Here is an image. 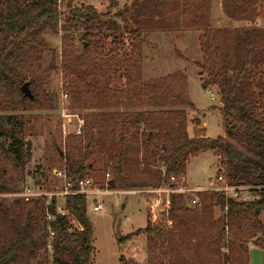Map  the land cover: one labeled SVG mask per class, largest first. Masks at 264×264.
<instances>
[{"label":"trees","instance_id":"obj_1","mask_svg":"<svg viewBox=\"0 0 264 264\" xmlns=\"http://www.w3.org/2000/svg\"><path fill=\"white\" fill-rule=\"evenodd\" d=\"M211 1L185 0L180 16L184 27L199 32L202 60L197 67L205 76L206 88L216 89L219 109L232 120L226 131L232 143L222 137L189 136L186 109L194 107L186 76L178 72L154 80L141 77L142 31L172 30L178 22L176 18L170 24L159 0H135L131 5L134 29L128 32L133 44L129 55L121 57L120 52L131 46L123 44L126 25L101 24L102 15L92 6L69 9L62 29L61 66L52 59L46 69L41 61L55 52L44 33L58 30V0H0V149H6L22 168L31 159L25 124L21 117L11 120L8 113L52 110L45 78L59 71L62 91L69 98L68 110L85 112L81 134L69 136L67 151L60 152L72 191L81 189L90 171L86 163L95 153L106 161L110 189L130 191L157 188L171 175H185L190 158L211 152L220 162L217 176L253 194L254 199L244 203L216 191L198 193L201 209L178 224L180 243L172 235L171 225L163 223L166 218L176 219L188 206L183 196L170 195V208L161 222L153 225L148 221L144 228L118 240L126 243L144 235L145 264H250L251 246L264 251V80L256 86L259 94L252 91L255 75L264 69L259 0H221L224 16L242 24L227 30L211 26ZM80 27L85 32L76 45L69 34ZM104 27L112 29L107 36L101 35L111 38L112 47L102 56L103 47L99 44L92 50L90 44L93 31ZM121 72L122 86L114 87V76ZM24 83H28L32 99L23 97L20 89ZM5 188L0 182V195L8 194ZM62 199L68 215L47 222L42 202L14 199L7 203L0 198V264H33L42 252L46 258L41 264H91L93 232L86 215L87 198L79 194ZM55 206L56 199L47 206L52 215ZM216 207L222 213L215 218ZM186 251L190 258L185 257ZM119 262L136 264L123 257Z\"/></svg>","mask_w":264,"mask_h":264},{"label":"rangeland","instance_id":"obj_2","mask_svg":"<svg viewBox=\"0 0 264 264\" xmlns=\"http://www.w3.org/2000/svg\"><path fill=\"white\" fill-rule=\"evenodd\" d=\"M184 1L159 0L162 8L169 15L170 24L176 18H178V22L172 30L142 31L144 42L141 48V77L146 80H154L166 75L182 72L181 74L187 78L188 93L194 107L193 110L186 109L189 136L194 137L200 134V136L212 140L222 137L232 143L226 136L227 125L232 120L231 118H225L221 109H219L220 102L216 89L203 88L205 76L200 75L199 68L197 67V63L202 60L198 41L199 32L182 25L183 18L180 16L182 15L180 13L183 11L182 4ZM212 1L210 6L212 9V11L210 10V24L213 28L227 30L239 27L236 22L229 18H227L228 22L225 21L226 23L220 20L221 14L214 7L217 0ZM134 3L135 0H58V9L61 12V22L57 27L58 30L57 32L46 31L44 33L47 45L55 53L53 56L43 58L41 61L43 67L45 69L49 68L51 60L54 59L60 68L61 42L65 37L62 29L66 25L65 19L69 16V9L73 7H94L102 15L100 22L101 24L104 23L105 26L109 21L115 22L119 27H125L126 25L128 27L127 32L126 30L122 32L123 44L128 42L131 46H126V49L120 52V57L122 55L128 56L133 44L128 31L134 29V26L131 24V16L133 14L131 5ZM259 5H261L259 13L262 11V15H264V0H259ZM262 28L264 29V27ZM84 32L85 29L81 27L70 30L69 36L73 37L74 44L78 45L79 39ZM111 32L112 29L110 27H104L100 31L94 30V37L90 44L91 49L95 50L96 46L100 44L99 46L104 49L102 56L106 55L112 47V44H110L111 38L106 40L101 35L107 36ZM185 32H196V34L184 36ZM88 48L89 45L87 46ZM121 74L122 72L115 74L114 87L120 88L122 86V81L120 80ZM60 77L58 71V73L53 72L45 78L46 89L53 98L52 110L8 113V116H11V120L13 118H22L25 124V144H28V149L31 152L30 161L25 165V168H22L10 155H7L6 149H0V182H3L5 185V189L7 192L9 191L8 194L14 193L11 191L13 189H21L27 185L50 191L60 190L63 186L62 182L53 177L52 171L64 169L60 152L65 153L67 151L68 137L75 135L78 119H64L60 114L62 104L67 109L70 105L69 98L66 101L63 100L62 95H64V92L62 91ZM263 80L264 69L260 70L257 76L255 75L252 89L255 95L261 92L256 86ZM211 94H213V100H211ZM130 110H133V108ZM67 113L79 115V119L85 114L84 111L75 112L70 110H67ZM262 124L264 125V117ZM6 143L8 144L9 140ZM235 146L242 152L245 151L243 146L236 143ZM149 160L153 166L156 165L153 157H150ZM105 163V159L99 153L92 154L86 163L90 167V171L87 172L84 180L91 181L95 188H99L98 190L104 189L106 182L105 173L109 172ZM219 169L220 162L216 155H213L211 152L199 153L196 157L188 160L184 175L187 180L186 183L197 190L208 189L215 186ZM87 198L86 215H88L93 232L92 248L94 249V253L91 264H120L119 259L122 257L127 261H134L136 264H145L146 238L144 235L134 237L126 243H119L118 240L146 226L149 221L147 214L149 197L135 194H130L129 196L121 194H96ZM2 199L7 203H11L15 198ZM96 202L100 203L101 209L100 211L93 212L92 207ZM197 209L199 211L201 209L200 206L187 207L185 212H180L176 219L171 220L170 230H172V235L177 243H180L177 235L179 232L177 230L179 222L185 221V218L190 215L195 216L194 210ZM213 212L215 218L222 213L219 207L213 208ZM261 219L264 222V216ZM72 223L76 224L75 221ZM49 250L50 248H48ZM184 255L186 258H190L191 256L190 252L187 251ZM45 258L46 255L42 252L32 262L33 264H41ZM249 262L250 264H264V251L251 247Z\"/></svg>","mask_w":264,"mask_h":264},{"label":"built area","instance_id":"obj_3","mask_svg":"<svg viewBox=\"0 0 264 264\" xmlns=\"http://www.w3.org/2000/svg\"><path fill=\"white\" fill-rule=\"evenodd\" d=\"M63 100H67L66 94L62 95ZM213 94H211V100H213ZM63 101V102H64ZM67 108L64 107L62 104L61 107V116L65 119L68 118H76L78 119L76 132L74 133L76 136L81 134V125L82 120L79 119V115H73L67 113ZM52 175L58 181L62 182L63 186L60 190L50 191L47 189H41L35 186H24L19 191L11 193V194H4L0 195V198H15L21 200L24 203L39 201L42 202L44 208H46L44 217L47 222H52L55 220L56 216H66L68 215L65 205L63 203V197L69 195H79L82 194L87 198L88 196L94 195H113V194H121L129 196L130 194L135 195H144L149 197L147 202V214L149 216V222L151 224H157L162 221L163 217L167 215L168 210L170 208V195L177 194L179 196H183L186 206L188 207H197L200 204V199L198 193L203 191H210V192H220L225 195V197L230 199H235L240 202H250L254 199L253 194L250 192L248 188L241 187V186H234L229 185L228 182L224 177L217 176L215 186L209 187L208 189H194L190 185H187V180L184 175L175 177L173 175L168 177V180H164L157 188L153 189H137V190H115L110 189V181L109 175H105V185L104 189L95 188L91 181L85 179L83 180L82 187L79 191H72L71 190V183L69 182L65 170L57 171L53 170ZM256 198V197H255ZM56 199V206H55V215H52L49 211H47V206L52 203V200ZM88 199V198H87ZM58 202L59 205H58ZM101 205L100 203H95L92 207L93 212L100 211ZM70 222L72 218H69ZM170 219H165L164 225H171ZM73 224V223H72ZM74 225V224H73ZM77 227V225L75 224ZM50 237L54 236V233L49 232Z\"/></svg>","mask_w":264,"mask_h":264},{"label":"crops","instance_id":"obj_4","mask_svg":"<svg viewBox=\"0 0 264 264\" xmlns=\"http://www.w3.org/2000/svg\"><path fill=\"white\" fill-rule=\"evenodd\" d=\"M213 2V1H212ZM261 5H259V7H260ZM214 7H216V11L217 12H220V14H221V18H220V20H223L224 22L226 21V22H228L227 21V18L222 14V9H221V6H220V0H217L216 1V3H215V5H214ZM94 8V7H93ZM95 9V8H94ZM211 11H212V9H211ZM263 13H262V11H261V13H259V16H258V23H259V27L260 28H262V27H264V15H262ZM211 19V18H210ZM225 22V23H226ZM238 24V26H241L242 24H240V23H237ZM196 34V32H185V34H184V36H190V35H195ZM180 73H182V72H180ZM184 74V73H183ZM204 125V124H203ZM251 247H255V246H251ZM255 248H257V247H255ZM251 249V248H250ZM249 255H250V251H249Z\"/></svg>","mask_w":264,"mask_h":264},{"label":"water","instance_id":"obj_5","mask_svg":"<svg viewBox=\"0 0 264 264\" xmlns=\"http://www.w3.org/2000/svg\"><path fill=\"white\" fill-rule=\"evenodd\" d=\"M203 88H206L205 84H203ZM20 91L23 94L24 98L26 97V98L32 99L29 88H28V83H24V85L21 87Z\"/></svg>","mask_w":264,"mask_h":264}]
</instances>
